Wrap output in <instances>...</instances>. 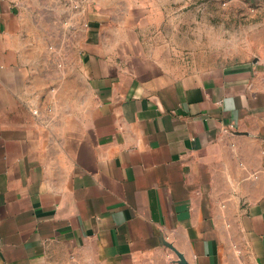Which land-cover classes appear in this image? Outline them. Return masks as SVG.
<instances>
[{
	"label": "crops",
	"instance_id": "1",
	"mask_svg": "<svg viewBox=\"0 0 264 264\" xmlns=\"http://www.w3.org/2000/svg\"><path fill=\"white\" fill-rule=\"evenodd\" d=\"M115 1L0 0V264H264L261 63L157 58Z\"/></svg>",
	"mask_w": 264,
	"mask_h": 264
},
{
	"label": "rangeland",
	"instance_id": "2",
	"mask_svg": "<svg viewBox=\"0 0 264 264\" xmlns=\"http://www.w3.org/2000/svg\"><path fill=\"white\" fill-rule=\"evenodd\" d=\"M115 2L120 10L128 5L138 10L134 16L142 26L139 35L157 58L182 67L238 66L257 61L264 69V0ZM141 6L151 10L152 26L141 20Z\"/></svg>",
	"mask_w": 264,
	"mask_h": 264
},
{
	"label": "built area",
	"instance_id": "3",
	"mask_svg": "<svg viewBox=\"0 0 264 264\" xmlns=\"http://www.w3.org/2000/svg\"><path fill=\"white\" fill-rule=\"evenodd\" d=\"M229 130H233V127L231 126Z\"/></svg>",
	"mask_w": 264,
	"mask_h": 264
},
{
	"label": "water",
	"instance_id": "4",
	"mask_svg": "<svg viewBox=\"0 0 264 264\" xmlns=\"http://www.w3.org/2000/svg\"><path fill=\"white\" fill-rule=\"evenodd\" d=\"M180 260H182V257L179 255Z\"/></svg>",
	"mask_w": 264,
	"mask_h": 264
}]
</instances>
